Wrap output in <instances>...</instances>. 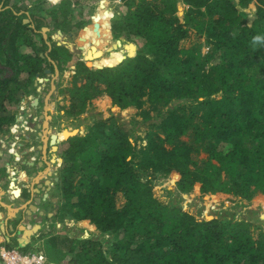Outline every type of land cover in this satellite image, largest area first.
Here are the masks:
<instances>
[{
  "label": "trees",
  "instance_id": "16d2710c",
  "mask_svg": "<svg viewBox=\"0 0 264 264\" xmlns=\"http://www.w3.org/2000/svg\"><path fill=\"white\" fill-rule=\"evenodd\" d=\"M20 1L0 0V133L15 124L23 96L36 94V78L54 74L49 59L60 73L73 66L58 88L65 116L85 113L105 95L140 118L91 115L85 134L58 132V141L73 135L56 151L60 219L88 220L100 232L71 237L65 264H264L257 210L205 217L154 188L168 178L179 199L195 190L264 201V0H120L111 31L124 44L108 33L100 40L111 12L98 6L93 31L78 44L84 56L91 52L88 60L50 32L44 39L48 19ZM30 1L36 8L41 0ZM63 9L49 16L66 27ZM121 48L130 54L119 62ZM108 97L100 105L108 107Z\"/></svg>",
  "mask_w": 264,
  "mask_h": 264
},
{
  "label": "rangeland",
  "instance_id": "374dc122",
  "mask_svg": "<svg viewBox=\"0 0 264 264\" xmlns=\"http://www.w3.org/2000/svg\"><path fill=\"white\" fill-rule=\"evenodd\" d=\"M40 1V0H39ZM25 2V6L29 8L32 12H38L41 15L45 16L48 19V31L50 32L51 39L56 41L58 44H66L67 46H70V50L76 55V57H83L85 59L86 55H88V50L86 55L82 54V48L79 47V42L84 44V42L80 41V36H83L87 32H92L94 29V24L96 23L93 19V15L95 11L97 10L98 6H101L103 8H106L108 5V8L110 9L111 15L107 19V25L106 29L100 34V40L104 39L106 36V33L109 34L111 39L118 41L119 39L114 38L112 31H111V25L112 20L114 19L115 14L119 12V9L122 7L120 2L118 0H44L42 3V0L40 3H38L37 7L31 6L33 1L28 0H22L18 4ZM248 7H252V4H249ZM61 8H64L63 11H65L70 20L68 25L66 27H61L57 25L54 21L51 20V17L49 15L56 14L57 17L62 16V10ZM186 6L184 4L179 3L178 4V12L177 15L180 17V19L183 18L184 10ZM108 13L104 16L107 18ZM57 21V19H56ZM77 24L81 23L79 25L80 27L77 29H71L74 25L71 24ZM69 24L71 26H69ZM69 28V30H68ZM60 31L61 33H57V31ZM71 30V32H70ZM95 37L98 38V32L96 31ZM194 40L191 41L193 43ZM121 44H124L122 41L119 40ZM92 43H98L97 40L92 41ZM99 44V43H98ZM127 44V43H126ZM100 45V44H99ZM123 48V45H122ZM120 49V53L122 54V57H127L129 54L127 53V49ZM202 51L204 52L206 50V47L202 46ZM48 51V49H47ZM86 52V51H85ZM91 53V52H90ZM89 59V58H86ZM119 63V62H118ZM117 63V64H118ZM116 65V64H114ZM112 65V66H114ZM73 66L70 65V67L66 68L62 73L58 72V75L55 77V91L51 96L48 98V106H47V115L50 116V118L45 119V114L43 113V107H44V100L45 95L48 93V91L51 90V77L49 75H45L44 77H38L36 78L37 81V88L36 94L32 93L26 96H23L21 101L14 107L16 122L13 125H16L14 128L16 131L11 132V127L14 126L11 125L9 128L8 133L2 134L0 133V139H3L4 135H7L8 138L11 140V143L14 140L20 139V136L22 139L30 140L32 142H36L39 135L38 133L45 134L44 137L49 138L50 134L52 133H58L59 131H62L63 129H68L70 131H75V135H83L85 134L87 130V126L91 124V115H98L102 118L108 117L111 112L118 115V118L121 120L128 121L132 118H136L140 120V118L136 115L137 109L135 108H125L123 110L119 109L117 106L113 105L110 98L108 96H100L99 98H96L92 100L91 105L88 107V110L77 116V117H71V116H65L64 113V106L68 104L67 98L64 95L58 94V88L68 85L70 76L73 73L72 72ZM42 79L39 81L38 79ZM39 96L38 98V104L36 107L31 106L33 100L32 96ZM105 97L109 98V105L108 107L104 105H100L101 101H104ZM21 107V108H20ZM118 108L117 111L113 110L114 108ZM62 108V109H60ZM41 115V116H40ZM20 116V117H19ZM47 120L48 125L44 126L43 121ZM143 129H139L137 134L142 138L144 135ZM66 139V138H65ZM59 141L57 145H59L63 140ZM140 144H144V140L139 141ZM56 145V146H57ZM12 152L19 153V149L17 147H10L8 146ZM35 150V149H34ZM5 152V151H4ZM48 158L51 160V162H54L55 160V167L58 166V164L61 162L56 160L60 159L59 156L56 153L55 146L51 147L49 152L47 153ZM57 157V158H56ZM155 190L158 191L161 194L162 198H167L170 194V197L176 198L175 200L182 201L181 203L185 205L187 208L194 209V210H200L202 216L210 217L211 214H214L217 210H227L228 212H242L247 211L251 209H255L258 212V215H260L262 218H264V201H260L258 199H254L250 202H246L243 200L236 199L233 202L229 201H223L219 199L217 196L212 194H204L201 197L197 195L194 191L188 193V194H181V199L179 197H176L173 193H170L173 186V181L171 179H162L155 185ZM90 225V224H89ZM92 225V224H91ZM90 225L89 228L90 231H87L88 235H99L100 232L95 228H93ZM81 230H79L78 234L82 235ZM83 237H87L84 234ZM104 236V235H103ZM105 237V236H104Z\"/></svg>",
  "mask_w": 264,
  "mask_h": 264
},
{
  "label": "crops",
  "instance_id": "0c3cea01",
  "mask_svg": "<svg viewBox=\"0 0 264 264\" xmlns=\"http://www.w3.org/2000/svg\"><path fill=\"white\" fill-rule=\"evenodd\" d=\"M13 126L11 132L16 131ZM37 135L36 142L21 136L12 143L7 135L0 139V246L13 241L24 252L44 256L46 264H65L69 239L79 235V230L88 236L91 224L88 220L61 221L63 202L56 184L61 162L55 167V160L51 162L47 156L52 147L47 137ZM8 146L17 147L19 153Z\"/></svg>",
  "mask_w": 264,
  "mask_h": 264
},
{
  "label": "water",
  "instance_id": "95a60500",
  "mask_svg": "<svg viewBox=\"0 0 264 264\" xmlns=\"http://www.w3.org/2000/svg\"><path fill=\"white\" fill-rule=\"evenodd\" d=\"M24 22H28V19L26 18V19H24ZM48 31V27H46V26H43V27H41V29H40V32L42 33V37L44 38V39H46L47 38V32ZM57 33H61L59 30L57 31ZM117 42H119V40L117 41ZM48 43V42H47ZM48 50L50 49V43H48ZM125 58V56L119 61V62H121L123 59ZM53 64H54V74H53V76H52V78H51V90L50 91H48V93L45 95V100H44V107H43V113L45 114V119L46 118H50V116L49 115H47V104H48V98H49V96H51L52 94H53V92L55 91V84H54V79H55V77L58 75V69H57V67H56V65H55V62L54 61H52L51 59H49ZM107 66H111V65H107ZM46 72L47 73H49V70H46ZM39 81H41L42 79H38ZM37 90H38V88H37ZM38 98H39V96L37 95V96H32V100H33V102H32V104H31V106H33V107H36V105L38 104ZM43 125L44 126H47L48 125V121L47 120H44L43 121ZM73 135H75V134H73ZM73 135H70V136H73ZM70 136H68V137H70ZM68 137H66V139L68 138ZM44 140H45V138H44ZM47 142H48V144L49 145H51L52 147H54L55 146V150L57 151V147L58 146H56L58 143H59V141L58 140H56L55 139V135L52 133V134H50V136H49V138H47ZM41 164H42V162L40 163V166H41ZM37 173L38 172H35L34 173V175L36 174L37 175ZM3 205H5V203H3L2 202V206ZM32 232V230H26V233H31Z\"/></svg>",
  "mask_w": 264,
  "mask_h": 264
},
{
  "label": "built area",
  "instance_id": "2783aa9c",
  "mask_svg": "<svg viewBox=\"0 0 264 264\" xmlns=\"http://www.w3.org/2000/svg\"><path fill=\"white\" fill-rule=\"evenodd\" d=\"M0 264H46V260L41 254L24 252L1 245Z\"/></svg>",
  "mask_w": 264,
  "mask_h": 264
},
{
  "label": "bare ground",
  "instance_id": "6f19581e",
  "mask_svg": "<svg viewBox=\"0 0 264 264\" xmlns=\"http://www.w3.org/2000/svg\"><path fill=\"white\" fill-rule=\"evenodd\" d=\"M129 50H127V53L129 54ZM88 55H90V51H88ZM90 59V58H89ZM85 60H88L85 58ZM20 117V116H19ZM55 135V139L58 140V133H53Z\"/></svg>",
  "mask_w": 264,
  "mask_h": 264
},
{
  "label": "flooded vegetation",
  "instance_id": "af4514ba",
  "mask_svg": "<svg viewBox=\"0 0 264 264\" xmlns=\"http://www.w3.org/2000/svg\"><path fill=\"white\" fill-rule=\"evenodd\" d=\"M53 75H51V78H52Z\"/></svg>",
  "mask_w": 264,
  "mask_h": 264
}]
</instances>
